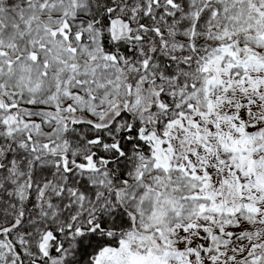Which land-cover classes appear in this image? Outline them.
Instances as JSON below:
<instances>
[{
    "label": "snow or ice",
    "instance_id": "snow-or-ice-1",
    "mask_svg": "<svg viewBox=\"0 0 264 264\" xmlns=\"http://www.w3.org/2000/svg\"><path fill=\"white\" fill-rule=\"evenodd\" d=\"M0 264H264V0H0Z\"/></svg>",
    "mask_w": 264,
    "mask_h": 264
}]
</instances>
